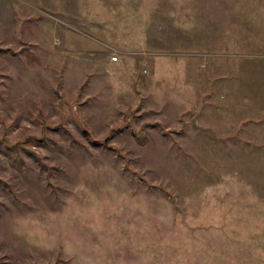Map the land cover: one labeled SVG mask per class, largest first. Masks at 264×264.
<instances>
[{
    "label": "rangeland",
    "instance_id": "374dc122",
    "mask_svg": "<svg viewBox=\"0 0 264 264\" xmlns=\"http://www.w3.org/2000/svg\"><path fill=\"white\" fill-rule=\"evenodd\" d=\"M0 264H264V0H0Z\"/></svg>",
    "mask_w": 264,
    "mask_h": 264
},
{
    "label": "built area",
    "instance_id": "2783aa9c",
    "mask_svg": "<svg viewBox=\"0 0 264 264\" xmlns=\"http://www.w3.org/2000/svg\"><path fill=\"white\" fill-rule=\"evenodd\" d=\"M110 60H111L112 62H116V61H117V57L113 56V57L110 58ZM144 72H145V71H144Z\"/></svg>",
    "mask_w": 264,
    "mask_h": 264
},
{
    "label": "crops",
    "instance_id": "0c3cea01",
    "mask_svg": "<svg viewBox=\"0 0 264 264\" xmlns=\"http://www.w3.org/2000/svg\"><path fill=\"white\" fill-rule=\"evenodd\" d=\"M117 62V61H116ZM112 63H115V62H112Z\"/></svg>",
    "mask_w": 264,
    "mask_h": 264
}]
</instances>
